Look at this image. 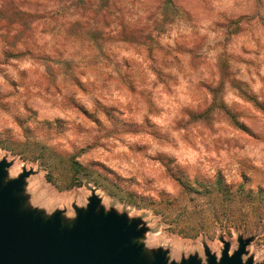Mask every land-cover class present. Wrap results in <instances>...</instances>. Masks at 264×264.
<instances>
[{
  "label": "rangeland",
  "instance_id": "374dc122",
  "mask_svg": "<svg viewBox=\"0 0 264 264\" xmlns=\"http://www.w3.org/2000/svg\"><path fill=\"white\" fill-rule=\"evenodd\" d=\"M156 39L183 54L158 62ZM0 159L46 216L97 195L138 220L150 258L251 238L264 263V202L232 217L200 186L264 187V0H0Z\"/></svg>",
  "mask_w": 264,
  "mask_h": 264
},
{
  "label": "water",
  "instance_id": "95a60500",
  "mask_svg": "<svg viewBox=\"0 0 264 264\" xmlns=\"http://www.w3.org/2000/svg\"><path fill=\"white\" fill-rule=\"evenodd\" d=\"M11 162L0 159V264H168L163 250L153 258L139 239L146 228L117 211L99 209L100 198H90L87 209H78L73 223H66L63 210L46 216L44 211L27 205L25 180L32 170L6 181ZM251 238L240 239L231 255L226 241L222 257L209 248L207 264L244 263L243 255ZM171 264H176L172 262ZM181 264H202L198 255L184 258ZM264 264V263H261Z\"/></svg>",
  "mask_w": 264,
  "mask_h": 264
},
{
  "label": "trees",
  "instance_id": "16d2710c",
  "mask_svg": "<svg viewBox=\"0 0 264 264\" xmlns=\"http://www.w3.org/2000/svg\"><path fill=\"white\" fill-rule=\"evenodd\" d=\"M136 40H139V39H136ZM129 42L132 43L134 41L130 40ZM154 48L157 49V52L159 54H161L160 58L157 59L158 62H162L163 57L165 58L168 55L171 56L172 52L175 54H183L184 52L181 48L174 47L171 43L162 44V40H157V39L155 40V42L153 43L151 47V49H154ZM175 54H173L172 56H174ZM176 61H179V60H176ZM151 68L153 69L154 73L156 72L158 74H161L160 71L156 69L155 66H152ZM216 92L217 90H212L214 103L217 100L221 101L218 95L216 94ZM196 113L198 117L201 118L208 114V110H203L202 108H200L199 111H196ZM243 179L246 181L248 180V178L245 176L243 177ZM200 186L205 187V189L208 190L209 194H214V193L216 194L215 191H217L218 196L220 198V202L218 201L219 206H223L224 209L227 210V213L232 217L234 216V211H233L234 208H236L237 213L239 212V208L236 206H238V204L241 202H251L254 199L260 200L261 201L260 203L264 202V187L262 185H258L256 188L246 190L245 184L243 182L238 184L236 187H233L231 184L226 183L224 179L222 178V176H219L215 179L214 183H210V184L201 183ZM203 187H200V188H203ZM221 199L223 202H221ZM216 202L217 200L214 202V205L216 204Z\"/></svg>",
  "mask_w": 264,
  "mask_h": 264
}]
</instances>
